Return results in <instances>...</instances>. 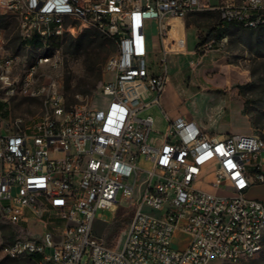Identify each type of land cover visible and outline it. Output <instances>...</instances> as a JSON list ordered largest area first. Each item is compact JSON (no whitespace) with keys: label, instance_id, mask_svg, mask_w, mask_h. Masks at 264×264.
<instances>
[{"label":"built area","instance_id":"1","mask_svg":"<svg viewBox=\"0 0 264 264\" xmlns=\"http://www.w3.org/2000/svg\"><path fill=\"white\" fill-rule=\"evenodd\" d=\"M206 11L245 28L264 26V0H0V16L18 19L23 41L44 42L28 47L52 48L78 22L117 43L100 90L108 101L96 107L68 105L56 78L40 82V66L57 65L51 56L21 80L14 77L19 56L0 57V102L20 89L45 105L35 118L0 119V223L20 226L9 240L0 231V259L81 264L88 254L91 264H237L261 250L264 198L250 191L264 185V137L212 134L163 108L167 128L157 133L152 115L139 117L162 106L171 57L188 52L185 18ZM143 155L153 162L148 171L137 166ZM122 201L133 216L122 245L111 247L97 232L98 222L107 223L99 211ZM32 225L43 227L35 233ZM179 234L186 239L176 247Z\"/></svg>","mask_w":264,"mask_h":264},{"label":"rangeland","instance_id":"2","mask_svg":"<svg viewBox=\"0 0 264 264\" xmlns=\"http://www.w3.org/2000/svg\"><path fill=\"white\" fill-rule=\"evenodd\" d=\"M187 53L174 57L170 62V81L165 87L160 102L162 106L153 105L140 112L139 117L152 115V129L165 133L167 120L162 108L170 116H187L212 134L256 133L264 137V31L228 26L218 29L217 13H190L184 20ZM0 57L3 54L19 56V64L14 77L21 80L29 67L40 57L51 56L57 65L46 63L40 66V82L50 78L58 79L66 94L68 105L102 106L108 98L101 95V85L108 77L105 65L108 59L117 52V44L110 37L96 29L87 28L77 23L74 34L65 33L62 38L52 41V48H31L44 46L38 37L22 44L19 21L12 15L0 18ZM148 37L153 50H157V30L154 24L148 27ZM212 37L209 40V34ZM213 41L207 51L204 44ZM191 53V51H193ZM150 61L156 62L152 55ZM0 119L22 117L31 119L45 110L41 99L30 97L19 89L10 98V102H0ZM137 166L141 171H148L153 162L140 156ZM213 181V175L205 177ZM196 187L214 191L209 184L197 183ZM220 194H227L219 191ZM250 195L264 198V185L254 187ZM121 191L118 193V199ZM133 206L122 201L115 211L100 210L107 223L98 222L96 229L99 235L106 238L111 247H120L125 237L127 226L117 238L109 236L119 220H128L133 216ZM156 213V212H153ZM130 222V221H129ZM32 231L40 232L42 225L30 226ZM16 228L0 223L1 235L9 240L19 235ZM179 234L174 245L180 247ZM0 264H36L27 259H0ZM81 264H91L88 254H84ZM237 264H264V239L261 250L253 257L242 259Z\"/></svg>","mask_w":264,"mask_h":264},{"label":"trees","instance_id":"3","mask_svg":"<svg viewBox=\"0 0 264 264\" xmlns=\"http://www.w3.org/2000/svg\"><path fill=\"white\" fill-rule=\"evenodd\" d=\"M212 12H215V13H217V15H218V18H219V25H218V29H224V28H226V27H228V26H237V27H240V28H244V29H259V30H262V31H264V26H261V27H258V28H245V27H243V26H241V25H238V24H235V23H227V22H224V21H222L221 19H220V17H219V13L217 12V11H206V12H200V13H212ZM196 13V12H195ZM197 13H199V12H197ZM1 17H3V16H0V18ZM212 32L209 34V37H208V39L210 40L211 39V37H212ZM33 39H35V38H33ZM110 39L111 40H113V41H115L116 42V40L114 39V38H111L110 37ZM64 41V37L62 38V42ZM26 41H22V44L23 45H26ZM117 44V43H116ZM129 221H130V219H126V220H119L118 222H116V224L114 225V229H113V231H112V233L110 234V236H109V240L110 239H112V240H114L115 238H117L118 236H119V234L121 233V231L123 230V228H124V226H126L128 223H129ZM6 259H8V258H6ZM11 260H17V259H11ZM27 260H29V261H32V262H34L33 260H31V259H27Z\"/></svg>","mask_w":264,"mask_h":264},{"label":"crops","instance_id":"4","mask_svg":"<svg viewBox=\"0 0 264 264\" xmlns=\"http://www.w3.org/2000/svg\"><path fill=\"white\" fill-rule=\"evenodd\" d=\"M193 52H194V50H193V51H191V53H193ZM174 57H176V56H172V57H171V61H173V60H174ZM169 81H170V79H169ZM169 81H168V82H169ZM168 82H167V83H168ZM168 114H169V112H168ZM169 115H170V114H169ZM177 117H178V116H177ZM184 117H187V116H184ZM172 118H173V117H172ZM188 118H189V117H188ZM197 123H198V122H197ZM198 125L200 126V124H199V123H198Z\"/></svg>","mask_w":264,"mask_h":264}]
</instances>
